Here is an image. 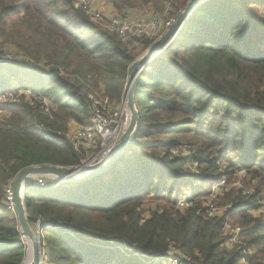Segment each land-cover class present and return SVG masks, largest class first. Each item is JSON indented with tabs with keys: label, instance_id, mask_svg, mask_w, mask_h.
I'll return each mask as SVG.
<instances>
[{
	"label": "trees",
	"instance_id": "1",
	"mask_svg": "<svg viewBox=\"0 0 264 264\" xmlns=\"http://www.w3.org/2000/svg\"><path fill=\"white\" fill-rule=\"evenodd\" d=\"M107 1L119 13L151 4L161 14L168 0ZM172 1L180 7L188 2ZM86 14L72 0H0V38L32 59L0 61V94L15 100L1 106L0 201L26 167L79 163L81 153L64 133L70 120L89 124L85 88H104L116 101L125 91L135 60L129 45L137 42H123ZM22 88L39 99H18ZM134 103L137 129L107 171L74 184L39 186L33 179L26 185L29 222L40 218L50 264H170V252L184 264H240L242 255L250 257L246 246L264 259V220L249 213V197L230 193L221 216L202 206L205 186L220 175L239 171L264 189V0L198 5L137 74ZM178 147L189 154H169ZM197 178L203 185L193 182ZM185 189L198 197L181 210L175 203ZM147 199L165 204L144 218ZM229 216L238 218L245 242L231 253L223 235ZM25 249L16 216L0 206V264H22Z\"/></svg>",
	"mask_w": 264,
	"mask_h": 264
},
{
	"label": "rangeland",
	"instance_id": "2",
	"mask_svg": "<svg viewBox=\"0 0 264 264\" xmlns=\"http://www.w3.org/2000/svg\"><path fill=\"white\" fill-rule=\"evenodd\" d=\"M102 0H92V5L94 7V9L99 10L100 13L102 14V19L98 20V21H93L90 19V16L88 14L87 17L88 19L93 22L96 26H99L102 29H105L108 32H112L110 30L107 29L106 24L108 23V18L109 17H113L112 19H115L117 21L120 20H124V21H129V22H142L143 20H147V21H151L154 17H158L161 18L162 22H161V26L159 27V29L155 32V34L153 36H150V34H146L147 36L142 37V36H132V34L130 33L131 39L135 40V42H137V44H130L129 47L130 48H134V55H135V60H139L142 59V57L147 53L148 49L150 48V46H152V44L157 41L163 34H165V32L168 30V28H170L175 21L177 20V18L179 17V15L181 14V12L183 11V9L185 8V6L187 5V3L190 1L188 0V2L183 6H177L175 5V3L172 0H168L166 2V6H164V12L163 13H159L157 11H153L154 9L152 8L151 4L145 5V4H137L136 7L134 8H127L125 9L123 12L119 13L117 12V10L114 8L115 12L117 15H114L110 12H107L106 10L102 9ZM107 3V2H106ZM105 3V4H106ZM113 33V32H112ZM10 38V37H9ZM138 38V39H137ZM139 39H144L142 41H136ZM148 40L149 45L147 47H145L142 43ZM0 41H3L2 43H5L3 45V47L1 48L2 50L0 51V61L4 62L2 63V65L4 66V64H9L11 65L12 62L17 63V62H23L25 60H29L31 61L32 59L30 57H28L27 54H25L23 49H19V45H15L14 44H9L6 41V38H0ZM171 43V42H170ZM169 43V44H170ZM168 44V45H169ZM167 45V46H168ZM166 46V47H167ZM165 47V48H166ZM164 48V49H165ZM163 49V50H164ZM162 50V51H163ZM132 52V53H133ZM160 53V52H159ZM159 53H157L156 55H158ZM155 55V56H156ZM153 56L152 59L155 57ZM134 60V61H135ZM133 61V62H134ZM43 64V63H42ZM20 72H22L21 70V66L20 67H16ZM2 71V69L0 70ZM141 71V69L139 70V72ZM138 72V73H139ZM6 77L8 76V72L3 73ZM64 74V73H63ZM8 78V77H7ZM128 79H129V75H128ZM11 82V81H9ZM12 82H14L12 80ZM12 85H14V83H11ZM127 86H128V81L126 84V88L124 93L121 95L120 99L118 101L114 100V99H110L108 95H106L107 93H105L104 88L101 89H91L89 87H87V89L85 88L84 93L86 94L87 98L88 95H94L96 96V98L98 100H102L103 98L107 97L108 98V102L109 104L112 106V108H125L127 110L126 107V93H127ZM22 90V89H20ZM18 91L16 93V96L18 97V99H26L27 101L30 102H35L37 101V98L35 96V94H29V92H24V91ZM83 91V90H82ZM22 93V94H21ZM23 93H27V94H23ZM14 97L11 96V93L9 92H4L0 94V116L3 115V111L1 110V106L4 104H7L9 102H14ZM40 102V101H39ZM136 107V106H135ZM84 125H79L77 122L70 120L67 123V128L65 131V136L67 137L75 128L81 127ZM169 154L171 155H175V156H186L189 154V150L186 149L185 147L180 148L178 147L177 149H173L172 151L169 152ZM190 167V168H189ZM188 168L195 174H197V177L200 178L199 176V171L195 170L194 167L192 166V164H190L188 166ZM195 179L193 182L200 186L201 184L203 185V183L199 180V179ZM216 183L220 184V188L219 190L216 192L217 189H215L214 191L212 190V186L216 185ZM54 186V185H53ZM257 186V182L256 180L250 178V176L243 174L242 172L239 171H235L234 173H231V175H220L216 178V180L208 185L205 186V188L207 189L208 192L212 191V192H216L212 197H210V199L212 198L211 202L213 203V205L215 207L218 208L219 210V216H221L222 214H225V212L227 211L228 207L230 206L231 202H226V197L230 194L233 193L239 197L242 198H247L249 197L251 199V201L253 202L254 206L250 208L249 213L251 214L252 217H259L261 219L264 220V215L261 214L259 212V206L260 204H264V189H260L257 190L256 189ZM197 188V187H196ZM195 189V188H193ZM189 196L188 198H196L198 196L194 195L193 191H191L190 189H185L184 191L181 192L180 195H178L177 199H186V196ZM208 199H209V195H208ZM205 200L202 203V206H205V203L208 201ZM228 201V200H227ZM165 204L164 200L161 201H154L152 199H147L143 206L140 209V214L142 217L146 218L149 216V213L152 209H154L156 206L158 205H162ZM177 206V202L175 203ZM187 205L178 207L181 210H184L187 208ZM209 213V212H208ZM15 215V212H14ZM211 215V214H210ZM226 221L229 222L230 225H234V226H239L241 228V226L238 223V218L237 217H227ZM30 225L32 226V228L34 230H36V228L34 227L33 224L30 223ZM223 235H227V232L223 229ZM21 238L23 240V242H25V238L22 237ZM244 244L245 242L243 240H241ZM25 244V243H24ZM26 248L27 245L25 244ZM224 248L228 251V252H233L234 250L237 249V247H232L229 246L227 244L224 245ZM247 250V254H249V264H264V259L261 258V256L255 254V247L254 246H246L245 248ZM26 251V249H25ZM243 253V251H242ZM195 264H201V263H195Z\"/></svg>",
	"mask_w": 264,
	"mask_h": 264
},
{
	"label": "built area",
	"instance_id": "3",
	"mask_svg": "<svg viewBox=\"0 0 264 264\" xmlns=\"http://www.w3.org/2000/svg\"><path fill=\"white\" fill-rule=\"evenodd\" d=\"M72 3L76 7H81L93 21L102 19V14L99 10L94 9L92 0H72ZM108 18L106 27L108 30L115 33L123 42H127L132 36H147L150 34L153 36L155 32L161 26V18L154 17L151 21L143 20L142 22H129L120 20L117 21ZM130 33L132 36H130ZM1 60V59H0ZM28 88H22L20 91L29 92ZM19 91V90H18ZM23 93V94H27ZM34 94L29 92V94ZM22 94V93H21ZM35 96L39 99L38 95ZM35 98V99H37ZM88 115L89 124L75 128L68 136L67 139L71 146L81 153L80 161L74 167L80 170H89L103 164L114 150L118 140L122 134L123 129L127 126L129 120V114L125 108H112L108 102V98L105 97L101 101L94 95H88ZM46 103V100H43ZM44 131L42 126H39ZM39 186H45L46 184H52L53 181L40 176L34 177L33 180ZM55 186V184H52ZM220 184L212 186V190L216 192L219 190ZM216 192L210 191L208 193L209 199L205 203L207 212L211 215L219 216V210L211 202L213 195ZM177 199V206L181 207L187 205V199ZM210 197H212L210 199ZM0 206H3L10 210L12 213L15 212L13 204V190L12 182L4 188V196L0 201ZM259 212L264 215V204H260ZM40 218L37 217L34 223V227L39 232ZM223 229L227 232L228 238L226 244L232 247L242 245V241L239 237L241 228L239 226L230 225L228 221L224 222ZM40 237V236H39ZM45 244L40 241V258L38 264H50L46 256ZM246 253V252H244ZM168 262L170 264H184L181 257L175 256L174 252H170L168 255ZM240 264H249L247 256L242 255L239 259Z\"/></svg>",
	"mask_w": 264,
	"mask_h": 264
},
{
	"label": "water",
	"instance_id": "4",
	"mask_svg": "<svg viewBox=\"0 0 264 264\" xmlns=\"http://www.w3.org/2000/svg\"><path fill=\"white\" fill-rule=\"evenodd\" d=\"M205 1L207 0H190L175 23L168 28L165 34L155 41L152 46H150L142 59L135 60L131 63L126 93V107L129 114L128 124L123 129L114 150L103 164L89 170H80L76 167L56 166L50 164L34 165L22 169L14 178L12 182V190L15 216L19 232L22 237L25 238L24 243L27 245L22 264H38L40 258L39 232L34 230L30 225L29 215L24 204V189L26 185L32 182L34 177L40 176L52 180V184H55V186L61 183L74 184L89 180L107 171L124 155L125 149L134 136L139 123V114L134 103L136 78L139 70L142 69L153 56L161 52L173 40L191 12Z\"/></svg>",
	"mask_w": 264,
	"mask_h": 264
},
{
	"label": "crops",
	"instance_id": "5",
	"mask_svg": "<svg viewBox=\"0 0 264 264\" xmlns=\"http://www.w3.org/2000/svg\"><path fill=\"white\" fill-rule=\"evenodd\" d=\"M101 2H102V3H101V4H102V6H101L102 9L106 10L107 12L112 13L113 16H114V15H117L116 12H115V10H114V8H113V6L111 5L110 2H108L107 0H102ZM106 2H107V3H106ZM105 3H106V4H105ZM33 179H34V178H33Z\"/></svg>",
	"mask_w": 264,
	"mask_h": 264
}]
</instances>
